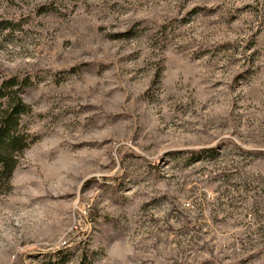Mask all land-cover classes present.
Instances as JSON below:
<instances>
[{
  "label": "rangeland",
  "instance_id": "374dc122",
  "mask_svg": "<svg viewBox=\"0 0 264 264\" xmlns=\"http://www.w3.org/2000/svg\"><path fill=\"white\" fill-rule=\"evenodd\" d=\"M8 77L0 264H264V0H0Z\"/></svg>",
  "mask_w": 264,
  "mask_h": 264
},
{
  "label": "trees",
  "instance_id": "16d2710c",
  "mask_svg": "<svg viewBox=\"0 0 264 264\" xmlns=\"http://www.w3.org/2000/svg\"><path fill=\"white\" fill-rule=\"evenodd\" d=\"M31 85L26 77L0 80V194L10 190L9 181L18 161L36 141L21 124V119L30 113L23 95Z\"/></svg>",
  "mask_w": 264,
  "mask_h": 264
},
{
  "label": "built area",
  "instance_id": "2783aa9c",
  "mask_svg": "<svg viewBox=\"0 0 264 264\" xmlns=\"http://www.w3.org/2000/svg\"><path fill=\"white\" fill-rule=\"evenodd\" d=\"M263 258H264V248H263Z\"/></svg>",
  "mask_w": 264,
  "mask_h": 264
}]
</instances>
